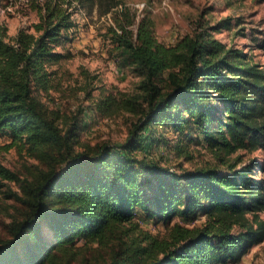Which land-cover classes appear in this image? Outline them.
<instances>
[{"label":"trees","instance_id":"trees-1","mask_svg":"<svg viewBox=\"0 0 264 264\" xmlns=\"http://www.w3.org/2000/svg\"><path fill=\"white\" fill-rule=\"evenodd\" d=\"M38 18L12 37L0 29V152L34 161L20 171L0 158V194L18 205L0 264H70L78 244L116 245L103 264H238L264 240V65L216 38L228 19L168 45L147 14L114 11L111 51L137 81L86 95L99 116L126 112L134 121L122 145L91 147L82 145L81 109L62 114L41 100L60 87L74 23L54 4ZM166 131L177 153L194 142L214 164L175 169L136 155ZM255 150L263 162L237 155ZM140 214L165 233L140 228Z\"/></svg>","mask_w":264,"mask_h":264},{"label":"rangeland","instance_id":"rangeland-1","mask_svg":"<svg viewBox=\"0 0 264 264\" xmlns=\"http://www.w3.org/2000/svg\"><path fill=\"white\" fill-rule=\"evenodd\" d=\"M141 3L145 4L142 10L136 6ZM48 4L68 12L74 27L68 32L70 41L65 45L71 57L58 68L60 87L41 100L49 109L62 114L82 110V145H122L128 137L130 123L134 121V117L126 112L111 117L99 116L93 112L91 99L86 95L90 91L92 98H97L100 91L130 90L137 81L136 77L116 64L111 51L112 45L106 31L112 25L114 11L127 9L130 15H135L136 20L147 14L153 21L157 39L168 45L185 34H191L199 26H211L228 19L229 29L215 33L216 38L243 47L255 61L264 65V48L261 46L264 39V0H0V29L9 37L19 29H31L39 20L40 10ZM4 142L5 138H0V144ZM177 144L174 136L166 131L163 141H150L136 155L175 169L193 170L214 164L201 145L194 142L187 144L184 152L179 154ZM82 145L76 148L80 150ZM237 155H241L243 163L252 160L263 162L260 150L239 151ZM0 158L7 167L20 171L24 170L25 163H34L18 156L14 149L0 152ZM17 207L0 194V239L7 236L8 224ZM261 217L264 219V214ZM136 218L143 230L160 237L165 233L160 223L145 220L141 214ZM202 222L200 218L186 226L192 227ZM126 242L125 245H129ZM78 246L75 259L70 264H103L110 260L117 248L114 244L99 248L96 245ZM238 264H264V240L244 254Z\"/></svg>","mask_w":264,"mask_h":264},{"label":"built area","instance_id":"built-area-1","mask_svg":"<svg viewBox=\"0 0 264 264\" xmlns=\"http://www.w3.org/2000/svg\"><path fill=\"white\" fill-rule=\"evenodd\" d=\"M137 7H139L140 10H142L145 7L144 3L136 4Z\"/></svg>","mask_w":264,"mask_h":264}]
</instances>
